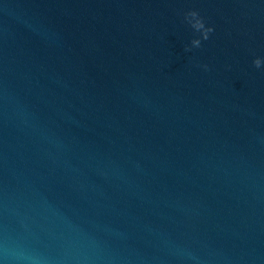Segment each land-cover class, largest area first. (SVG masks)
Wrapping results in <instances>:
<instances>
[{
	"label": "water",
	"instance_id": "obj_1",
	"mask_svg": "<svg viewBox=\"0 0 264 264\" xmlns=\"http://www.w3.org/2000/svg\"><path fill=\"white\" fill-rule=\"evenodd\" d=\"M0 264H264V0H0Z\"/></svg>",
	"mask_w": 264,
	"mask_h": 264
}]
</instances>
